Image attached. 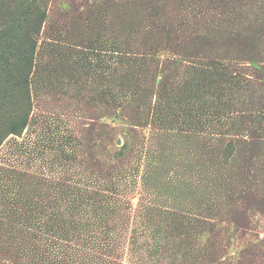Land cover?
Segmentation results:
<instances>
[{
    "label": "rangeland",
    "instance_id": "obj_1",
    "mask_svg": "<svg viewBox=\"0 0 264 264\" xmlns=\"http://www.w3.org/2000/svg\"><path fill=\"white\" fill-rule=\"evenodd\" d=\"M18 1L46 20L21 106L27 127L0 147V264H28L37 220L70 216L60 184L83 187L88 166L98 163L100 181L128 179L109 190L128 219L115 232L119 264H264V0ZM153 26L199 50L173 80L168 54L158 60L160 77L178 86V124L170 108L162 121H146L155 94L134 121L129 100L140 74L127 73L122 94L128 66L120 46L129 41L130 59L140 57L134 46L156 39ZM15 114L4 112L9 120ZM124 145L126 155L116 158ZM45 205L47 215L36 219ZM161 208L177 212L178 236L147 226L172 215ZM163 238L168 246L160 249Z\"/></svg>",
    "mask_w": 264,
    "mask_h": 264
},
{
    "label": "trees",
    "instance_id": "obj_2",
    "mask_svg": "<svg viewBox=\"0 0 264 264\" xmlns=\"http://www.w3.org/2000/svg\"><path fill=\"white\" fill-rule=\"evenodd\" d=\"M24 6L25 4L18 0H0V119L5 117L4 112L7 110L15 109L17 112L10 117V120L8 116L5 117L7 123H0V147L8 136L21 135L27 127L28 118L24 116L22 107L28 105V70L32 66L37 46L36 39L46 20L44 13L38 10L31 12L23 9ZM127 33H129L128 37L135 36L134 32ZM149 33L156 38L152 43L147 46H134L140 54L137 56L140 57L130 59L133 54L127 39L128 43L126 44L124 41L120 46V61L124 67L126 64L128 66L123 71L124 75L121 80L122 94L123 97H126L128 95L127 87L130 89L131 77L127 76V73L140 74L143 78L138 80V86L135 85L137 90L133 92L129 100L132 102L131 104L136 105L135 111H133L134 121L139 117L143 119V115H138L142 111V107L148 111L151 110L149 99L155 94L158 98V103L155 106L156 111L152 116L151 114L145 116L146 121H162L165 117V109L170 108L172 109L171 120L173 118L172 122L178 124V109H175L174 106L179 103L178 86L177 84L171 86V83L168 84L163 77H160L161 70L158 60L163 53L168 54L166 65L168 69L172 70H169V74L173 80L172 77L178 73L185 61L184 58L196 57L199 50L192 45L182 47L173 42L172 34L161 26H153ZM150 67L154 68L153 71ZM191 67L195 68L193 62ZM166 70H163L164 76L168 75L165 73ZM128 149L125 145L117 149L116 158L126 155ZM97 167H100L99 163L88 166L87 175H85L87 183L83 187L77 186L80 180H73V185L69 186L60 184L62 192L65 193L60 195L59 201L67 199V203H71L68 205V211L65 210L69 213V218H65L64 213L55 212L49 213L51 218L48 217L47 220L40 221L36 213L39 212L41 218L45 217L48 213L47 205L37 207L35 214L29 210L28 215H30L27 216L30 220H27V223L33 224L35 218L38 219L40 230L34 237L39 243L37 248L31 247L28 252V264H119L117 253L119 247L116 242L120 236L115 232L120 226L125 225L124 221L128 219L125 217L123 219L120 214L121 199L111 196L109 190L117 188L120 183L127 182L128 179L125 174L120 178L107 175L108 181H100L104 175L101 174L102 169ZM97 170L100 172H96ZM111 187L113 188L110 189ZM113 193L117 194V190H114ZM98 204L107 206V208L99 211L100 213L93 209L94 213L86 209V207ZM89 211L93 215L92 217H89ZM157 211L162 215L171 213L166 208ZM31 214L34 215V219ZM171 214L168 219L161 222L162 224L148 222L147 226L153 225L154 233L157 235L163 234L165 229H169L171 236H178V231H175L179 227L178 215L176 211ZM163 223L166 228H163ZM162 242V245L160 242L156 244L160 249L168 246V241L165 242L164 238Z\"/></svg>",
    "mask_w": 264,
    "mask_h": 264
},
{
    "label": "water",
    "instance_id": "obj_3",
    "mask_svg": "<svg viewBox=\"0 0 264 264\" xmlns=\"http://www.w3.org/2000/svg\"><path fill=\"white\" fill-rule=\"evenodd\" d=\"M118 144H120V142H118Z\"/></svg>",
    "mask_w": 264,
    "mask_h": 264
}]
</instances>
